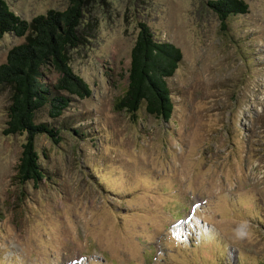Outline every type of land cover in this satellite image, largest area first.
<instances>
[{
    "label": "rangeland",
    "instance_id": "374dc122",
    "mask_svg": "<svg viewBox=\"0 0 264 264\" xmlns=\"http://www.w3.org/2000/svg\"><path fill=\"white\" fill-rule=\"evenodd\" d=\"M5 1L26 20L66 4ZM243 1L225 29L205 0L95 2L90 37L67 51L89 94L56 117L34 114L60 135L34 139L38 182L15 176L24 133L5 132L0 85V264L264 262V0ZM138 20L181 52L166 120L115 106ZM23 39L3 33L0 62ZM40 70L55 81L51 64Z\"/></svg>",
    "mask_w": 264,
    "mask_h": 264
},
{
    "label": "trees",
    "instance_id": "16d2710c",
    "mask_svg": "<svg viewBox=\"0 0 264 264\" xmlns=\"http://www.w3.org/2000/svg\"><path fill=\"white\" fill-rule=\"evenodd\" d=\"M99 0H66L62 9L48 8L29 20L15 14L5 0H0V38L8 32L24 39L11 45L0 62V85L10 90L5 132L24 133L16 164V178L23 183L38 182L46 176L41 167L34 139L45 135L52 142L60 139L59 128L46 121H34L39 107L46 106L53 118L62 112L72 97L89 94L88 85L75 74L67 51L90 37L92 8ZM212 7L222 28L228 17L246 12L243 0H205ZM181 58L180 49L172 42L158 39L144 21L129 49L126 87L115 106L134 115L145 112L168 119L172 101L165 78L170 76ZM51 64L57 76L52 84L41 78V66ZM259 264H264L260 262Z\"/></svg>",
    "mask_w": 264,
    "mask_h": 264
},
{
    "label": "clouds",
    "instance_id": "9594fccd",
    "mask_svg": "<svg viewBox=\"0 0 264 264\" xmlns=\"http://www.w3.org/2000/svg\"><path fill=\"white\" fill-rule=\"evenodd\" d=\"M234 231L236 238L240 240L246 239L250 235L249 225L247 222L242 223Z\"/></svg>",
    "mask_w": 264,
    "mask_h": 264
}]
</instances>
